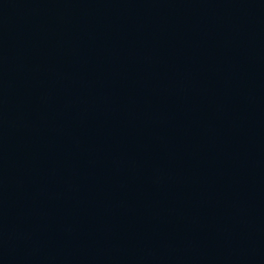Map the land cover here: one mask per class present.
Wrapping results in <instances>:
<instances>
[{"label": "water", "instance_id": "water-1", "mask_svg": "<svg viewBox=\"0 0 264 264\" xmlns=\"http://www.w3.org/2000/svg\"><path fill=\"white\" fill-rule=\"evenodd\" d=\"M0 264H264V0H0Z\"/></svg>", "mask_w": 264, "mask_h": 264}]
</instances>
